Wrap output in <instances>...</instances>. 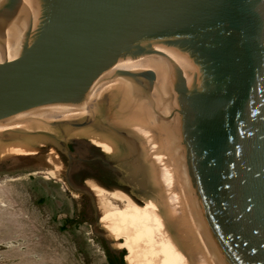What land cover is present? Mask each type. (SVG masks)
Segmentation results:
<instances>
[{
  "label": "water",
  "instance_id": "95a60500",
  "mask_svg": "<svg viewBox=\"0 0 264 264\" xmlns=\"http://www.w3.org/2000/svg\"><path fill=\"white\" fill-rule=\"evenodd\" d=\"M0 43V121L100 99L186 264H264V0H0ZM15 132L60 147L91 195L69 177L78 139Z\"/></svg>",
  "mask_w": 264,
  "mask_h": 264
},
{
  "label": "rangeland",
  "instance_id": "374dc122",
  "mask_svg": "<svg viewBox=\"0 0 264 264\" xmlns=\"http://www.w3.org/2000/svg\"><path fill=\"white\" fill-rule=\"evenodd\" d=\"M101 106V102L96 103L93 118L87 126L95 123L98 130L116 136L125 145L126 136L102 123L105 109ZM75 126L84 127L80 124ZM71 127L63 125L57 129L61 133H56L66 141L70 138L79 140L78 144H73L72 155L85 160L75 161L73 171L84 168L88 174L98 172L96 174L100 181L97 177L86 176L84 187L90 190L91 195L71 189L65 180L67 156L60 147L49 141L36 147L34 152L1 154L0 264H111L110 258L114 259L120 253L124 264H135L129 259L127 247L118 248V243H124L123 238L112 239L117 251L115 254L99 235L107 231L101 222L102 199L89 182L103 188V197L110 198L120 207H124L125 202L116 201L110 195L115 189L126 192L144 205L148 202L142 201L141 197L151 194L136 193L135 185H127L123 181L126 175L125 156L116 159L102 146L78 133V130H66ZM17 136L25 137V134ZM3 138L9 140L7 136ZM99 164H103V167ZM110 167L118 169V173H112V178L107 176Z\"/></svg>",
  "mask_w": 264,
  "mask_h": 264
},
{
  "label": "bare ground",
  "instance_id": "6f19581e",
  "mask_svg": "<svg viewBox=\"0 0 264 264\" xmlns=\"http://www.w3.org/2000/svg\"><path fill=\"white\" fill-rule=\"evenodd\" d=\"M28 26V21H19L17 33H14V38L9 42L10 52L19 45ZM4 54V46L0 43V57ZM97 102L102 103L100 99L89 95L78 103L53 106L24 117L2 120L0 121V132L7 129L16 131L42 129L57 132V129H60L63 125L67 126L65 121L67 119L73 122L82 121L86 115H89L91 108ZM101 107L105 109L102 114L105 116L103 122L114 126L111 123L112 121L122 128L115 116L103 103ZM97 126L95 123L90 126L84 125V127L74 125L71 128H66V130H78V133L92 140L96 145L102 146L116 159L125 156L123 157V163L126 166L124 180L137 187L135 189L136 193L151 194L150 196L141 197L142 201L148 202L147 205H144L136 202L126 192L115 189L110 192V195L116 201L125 202V206L120 207L110 198L103 197V188L89 182L91 188L102 199L101 222L104 228L107 229L105 232L112 239L118 237L124 239V245L128 248L129 256L135 264H186L127 135L124 140L125 145H123L117 140L116 136L98 130ZM17 135L22 134L18 132L7 134L9 140L6 141L3 140V137L6 136L0 134V155L14 151L34 152L36 147H40L45 141V138L40 136L25 135V137H19Z\"/></svg>",
  "mask_w": 264,
  "mask_h": 264
},
{
  "label": "flooded vegetation",
  "instance_id": "af4514ba",
  "mask_svg": "<svg viewBox=\"0 0 264 264\" xmlns=\"http://www.w3.org/2000/svg\"><path fill=\"white\" fill-rule=\"evenodd\" d=\"M68 146H69V150L72 152V150H73V148H74V145H73V143H68ZM67 161H68V159H67ZM100 165V164H99ZM101 167H103V164H101L100 165ZM100 166H99V168H100ZM105 167V166H104ZM111 169H109V171L110 172H108L107 173V176L108 177H111L112 178V176H113V174L115 173V172H117L118 173V169L117 168H115V167H110ZM103 171V170H102ZM96 173H98V172H93V174H88L87 173V169H84V168H80L79 170H76V171H73V168L71 169V171H70V173H69V177H70V180H71V182L74 184V185H76V186H80V187H84V182H85V179H86V176H91V177H97L98 178V180H99V176H98V174H96ZM110 173V174H109ZM113 173V174H112ZM105 176V174H102V176ZM74 177H77V178H74ZM100 181V180H99ZM102 182H105L104 180H101ZM123 181H125L124 179H123ZM126 182V181H125ZM127 183V185L129 184L128 182H126ZM82 194H86V193H82ZM118 248H120V247H125V245H124V243L123 242H121V244H119L118 243ZM129 259H131L130 257H129ZM114 260H115V264H124V262H123V259H122V254L120 253V255L118 256H116L115 258H114ZM132 263V262H131ZM133 264V263H132Z\"/></svg>",
  "mask_w": 264,
  "mask_h": 264
},
{
  "label": "trees",
  "instance_id": "16d2710c",
  "mask_svg": "<svg viewBox=\"0 0 264 264\" xmlns=\"http://www.w3.org/2000/svg\"><path fill=\"white\" fill-rule=\"evenodd\" d=\"M110 262H111V264H115V260L112 258H110Z\"/></svg>",
  "mask_w": 264,
  "mask_h": 264
}]
</instances>
